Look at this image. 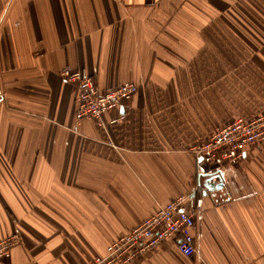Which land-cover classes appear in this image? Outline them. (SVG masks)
<instances>
[{
    "label": "crops",
    "instance_id": "1",
    "mask_svg": "<svg viewBox=\"0 0 264 264\" xmlns=\"http://www.w3.org/2000/svg\"><path fill=\"white\" fill-rule=\"evenodd\" d=\"M64 68L134 82L104 115L123 119L77 121ZM262 113L264 0H0V240L19 239L0 264H86L214 170L194 254L165 239L129 264H264V141L220 168L191 152Z\"/></svg>",
    "mask_w": 264,
    "mask_h": 264
},
{
    "label": "built area",
    "instance_id": "2",
    "mask_svg": "<svg viewBox=\"0 0 264 264\" xmlns=\"http://www.w3.org/2000/svg\"><path fill=\"white\" fill-rule=\"evenodd\" d=\"M60 75L64 81L77 87L74 101L75 119H91L99 126L122 120L123 115L116 114L106 122L104 115L109 111H117L122 102L132 98L138 90L134 82H124L110 90L100 91L91 77L71 68H64ZM262 141L264 113L249 120L235 119L227 123L204 142L193 146L191 152L203 163L220 168L225 164H237L248 147ZM201 189L202 187L196 184L193 192ZM192 193L159 206L153 214L112 240L103 255L91 259L86 264H129L165 239L173 240L177 250L184 256H192L195 252L193 208L189 205ZM195 202L197 206L200 205V199ZM18 243L16 235L1 239L0 261L7 258L11 249Z\"/></svg>",
    "mask_w": 264,
    "mask_h": 264
},
{
    "label": "water",
    "instance_id": "3",
    "mask_svg": "<svg viewBox=\"0 0 264 264\" xmlns=\"http://www.w3.org/2000/svg\"><path fill=\"white\" fill-rule=\"evenodd\" d=\"M214 179H217L216 183L213 182ZM196 184L202 187V194L206 195L210 191L219 190L223 188L224 182L221 172L214 170L201 173V176H199V179L197 180Z\"/></svg>",
    "mask_w": 264,
    "mask_h": 264
},
{
    "label": "rangeland",
    "instance_id": "4",
    "mask_svg": "<svg viewBox=\"0 0 264 264\" xmlns=\"http://www.w3.org/2000/svg\"><path fill=\"white\" fill-rule=\"evenodd\" d=\"M254 30H256V27ZM231 43L233 42H228L227 46L226 45V41L225 40H219V45H218V41L214 42L215 45H210L208 44L207 49L205 50V52H219L220 54H225V52H230V48H231ZM251 43H255L254 40H251ZM218 53V54H219Z\"/></svg>",
    "mask_w": 264,
    "mask_h": 264
}]
</instances>
